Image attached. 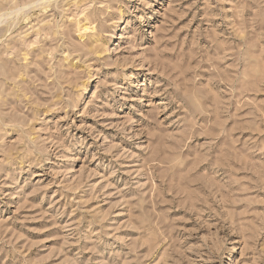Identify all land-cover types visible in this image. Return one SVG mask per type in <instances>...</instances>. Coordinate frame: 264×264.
<instances>
[{
  "label": "clouds",
  "instance_id": "9594fccd",
  "mask_svg": "<svg viewBox=\"0 0 264 264\" xmlns=\"http://www.w3.org/2000/svg\"><path fill=\"white\" fill-rule=\"evenodd\" d=\"M148 7L147 0H0V191L18 176L74 167L77 154L91 153L73 117L83 118L90 80L103 74L91 66L112 63L96 53L123 46L127 58L115 62L113 78L129 65L149 64L155 75L143 87L160 101L142 119L129 116L116 126L137 149L134 159L123 153L135 169L128 181L135 196L121 204L128 216L122 227L130 231L109 227V214L66 189L49 217L72 219L53 224L65 233L57 254L64 264H164L158 256L165 251L168 264H218L225 245H246L238 262L229 251L227 264H264V0H203L200 23L207 26L186 38L171 19L153 30ZM124 92L116 89L106 106L92 102L101 109L97 121L105 107H120ZM169 112L181 129L176 138L161 120ZM84 131L97 154L111 143H98L96 129ZM137 176L158 182L154 195L137 186ZM92 191L93 199L100 195ZM180 213L201 228L197 217L207 214L222 237L212 246L190 244L195 234L179 228Z\"/></svg>",
  "mask_w": 264,
  "mask_h": 264
},
{
  "label": "rangeland",
  "instance_id": "374dc122",
  "mask_svg": "<svg viewBox=\"0 0 264 264\" xmlns=\"http://www.w3.org/2000/svg\"><path fill=\"white\" fill-rule=\"evenodd\" d=\"M147 4L149 5L146 9L147 17L152 22L153 30L171 19L177 36L186 38L198 27L207 26L200 23L204 16L203 0H196V8H193L192 0H147ZM84 31L86 32L87 29ZM122 47L116 49L115 54L110 52L96 53L97 56L101 57L110 55L112 63H106L103 68L98 65L91 66L95 73L103 74L94 75L90 80L87 101L81 111L83 118L76 119L73 117L72 122L76 125V135L82 134L83 137L88 138L89 146L92 149L91 153L77 154L74 157L77 161L74 167L50 168L46 172L36 170L31 175L18 176L15 185L9 182L0 191V264H24L25 260L29 261V264H64V257L57 254V249L62 243L59 238L65 233L62 229L53 227V224L67 225L72 223V219L71 217H64L54 221L49 217H54L56 209L64 204L62 193L66 189L75 188L76 198H80L79 194L83 192L84 198L90 202L91 206H98L103 212L109 214L110 218L115 221L109 227H115L121 234L130 231L127 227H122L128 216L126 211L121 209V204L124 199L135 196V191L128 188L130 173L135 169L128 166L131 161L125 160L123 153L131 152L133 154L132 159H134L137 149L132 146L130 141L124 140L122 133L116 126L129 116L134 121L138 117L142 119L151 105L160 103V101L149 96V93L155 91L154 88L143 87L150 82L149 78L155 75V68L150 72L149 64L141 63L138 67L129 65L121 70L126 74L124 77L113 78L112 74L116 72L115 62L120 58V55H123L125 59L127 58V53L122 52ZM143 47L145 46L142 45L141 48ZM52 54H55L54 50ZM140 54L141 52L137 51L134 56L139 57ZM67 75L69 83H71L72 73ZM127 76L132 77L130 82ZM116 89H125V92L118 97L123 103L118 109L112 111H108L105 107L103 115H100L97 121V113L101 109L94 106L92 102L94 100L102 101L105 106L111 104L107 97L114 95ZM243 115H247V113L244 112ZM176 119L179 117L177 116ZM161 120L168 125L170 137L176 138L181 133L179 127L172 126V112H169L167 117L161 116ZM86 127L100 132L101 139L98 143L111 142L99 154L91 143L92 138L88 137L87 131H84ZM125 130L127 131L128 128ZM113 152L116 153L115 159L111 155ZM117 160L121 161L122 164L117 165ZM117 168L119 171L115 170ZM61 172L66 175H59ZM68 173L71 175H67ZM135 179L137 186L143 188L146 194H155V189L158 186L155 179L149 180L147 177L141 178L139 176ZM89 185H91V189L88 188ZM92 189L96 193H100V195H96L95 199H93ZM118 192L120 193L119 196H117ZM191 215L189 214L187 219L183 213L175 217L179 221V228L185 234H195L190 237V244L206 243L212 246L217 243L223 235L217 222L207 219V214H205L203 218L197 217V219H203L206 225V227L201 228L190 218ZM13 241L15 242L14 246ZM244 247L246 245L234 249L230 245H225V248L221 249V260L218 264H227L229 251H232L233 261L238 262L239 258L243 256ZM60 251L63 252L64 250L60 249ZM76 251L77 248L74 246L67 255L73 256ZM180 251L177 249L178 253ZM87 255L88 253H85L84 258ZM45 257L48 259L45 260ZM174 259L176 264H181L178 258ZM159 260L168 264L165 251L159 253Z\"/></svg>",
  "mask_w": 264,
  "mask_h": 264
},
{
  "label": "bare ground",
  "instance_id": "6f19581e",
  "mask_svg": "<svg viewBox=\"0 0 264 264\" xmlns=\"http://www.w3.org/2000/svg\"><path fill=\"white\" fill-rule=\"evenodd\" d=\"M85 29H87V27H85Z\"/></svg>",
  "mask_w": 264,
  "mask_h": 264
}]
</instances>
